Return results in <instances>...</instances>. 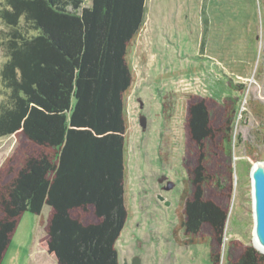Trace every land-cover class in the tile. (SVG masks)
<instances>
[{
  "label": "trees",
  "instance_id": "trees-1",
  "mask_svg": "<svg viewBox=\"0 0 264 264\" xmlns=\"http://www.w3.org/2000/svg\"><path fill=\"white\" fill-rule=\"evenodd\" d=\"M147 1L4 0L0 139L15 136L19 143L0 168V264L22 216H41L46 206L40 247L56 264H120L117 243L129 215L125 96L134 76L128 56ZM237 104L197 94L186 103L182 165L191 190L183 194L181 242L208 244L212 264L221 261L229 197L221 199L211 174L218 162L231 165ZM219 108L224 117L213 123L212 109ZM214 143L221 156L211 164ZM227 264H264V254L240 245Z\"/></svg>",
  "mask_w": 264,
  "mask_h": 264
},
{
  "label": "rangeland",
  "instance_id": "rangeland-1",
  "mask_svg": "<svg viewBox=\"0 0 264 264\" xmlns=\"http://www.w3.org/2000/svg\"><path fill=\"white\" fill-rule=\"evenodd\" d=\"M3 3L0 0V8ZM7 32L0 20V103L7 98L2 82ZM128 60L134 76L125 96L129 215L117 243L119 262L132 264L139 258L140 264H212L208 244L186 247L181 242L183 194L191 190L182 165L185 112L187 99L197 94L219 102L226 97L238 99L229 146L231 165L226 169L218 162L216 173L211 174L221 185L216 191L221 199L229 197L220 250V264H227L240 245L253 246L250 174L254 164L264 162V0H148L143 28L129 49ZM234 85H243L244 90L237 92ZM212 111L213 123L224 117V110ZM141 115L147 119L146 130L140 125ZM18 143L15 136L0 139V168ZM217 149L219 144H208L212 159L208 163L220 159ZM169 182L174 187L163 192L161 184ZM159 194L169 206L158 199ZM42 221L29 212L22 216L3 263H10L19 244L32 242L43 228Z\"/></svg>",
  "mask_w": 264,
  "mask_h": 264
},
{
  "label": "water",
  "instance_id": "water-1",
  "mask_svg": "<svg viewBox=\"0 0 264 264\" xmlns=\"http://www.w3.org/2000/svg\"><path fill=\"white\" fill-rule=\"evenodd\" d=\"M140 125L143 130L147 128V119L144 115L140 116ZM256 164L262 167L253 171L254 165L251 169V182H252V198H253V213H254V231L253 237H256L259 242L264 245V162H258ZM163 182L161 179L160 182ZM161 182V183H162ZM174 187V183L169 182L166 190L169 191ZM158 199L165 202V206H169L170 202L158 195ZM254 240V239H253ZM254 246V245H253ZM254 248L258 250L255 246ZM259 251V250H258ZM264 254V252L259 251ZM132 264H140V259L135 258Z\"/></svg>",
  "mask_w": 264,
  "mask_h": 264
},
{
  "label": "crops",
  "instance_id": "crops-1",
  "mask_svg": "<svg viewBox=\"0 0 264 264\" xmlns=\"http://www.w3.org/2000/svg\"><path fill=\"white\" fill-rule=\"evenodd\" d=\"M48 213H49V207L46 206L44 207L42 214L39 217L47 218ZM42 236H43V228L41 232L39 233L36 232L34 234V237L32 238V242L28 244L24 242L23 246L19 244L18 248L13 252L10 258V263H2V264H56L54 259L51 258L49 254H47V252L40 247V239ZM12 243L13 242H11L10 247L12 246ZM20 261L21 263H19Z\"/></svg>",
  "mask_w": 264,
  "mask_h": 264
},
{
  "label": "bare ground",
  "instance_id": "bare-ground-1",
  "mask_svg": "<svg viewBox=\"0 0 264 264\" xmlns=\"http://www.w3.org/2000/svg\"><path fill=\"white\" fill-rule=\"evenodd\" d=\"M262 167L261 165L259 164H254V168H253V171H255L257 168H260ZM253 245L259 250V251H262L264 252V245L258 241V239L256 237H253Z\"/></svg>",
  "mask_w": 264,
  "mask_h": 264
},
{
  "label": "flooded vegetation",
  "instance_id": "flooded-vegetation-1",
  "mask_svg": "<svg viewBox=\"0 0 264 264\" xmlns=\"http://www.w3.org/2000/svg\"><path fill=\"white\" fill-rule=\"evenodd\" d=\"M167 185L168 184H165V183H163V184H161V186H160V189L163 191V192H167V190H166V187H167ZM160 195V194H159ZM160 196H162V195H160ZM164 199H165V201H168V200H166V198L164 197V196H162ZM162 202V201H161ZM164 203V205H165V202H163Z\"/></svg>",
  "mask_w": 264,
  "mask_h": 264
}]
</instances>
